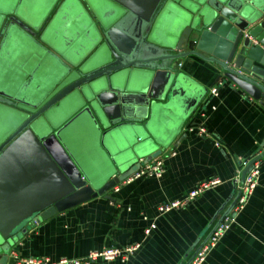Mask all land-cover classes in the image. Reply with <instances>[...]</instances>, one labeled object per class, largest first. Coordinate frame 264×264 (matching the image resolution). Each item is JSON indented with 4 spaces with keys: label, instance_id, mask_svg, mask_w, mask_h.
Returning <instances> with one entry per match:
<instances>
[{
    "label": "water",
    "instance_id": "obj_1",
    "mask_svg": "<svg viewBox=\"0 0 264 264\" xmlns=\"http://www.w3.org/2000/svg\"><path fill=\"white\" fill-rule=\"evenodd\" d=\"M188 56L264 106V0H0V264L175 142L209 93Z\"/></svg>",
    "mask_w": 264,
    "mask_h": 264
},
{
    "label": "crops",
    "instance_id": "obj_2",
    "mask_svg": "<svg viewBox=\"0 0 264 264\" xmlns=\"http://www.w3.org/2000/svg\"><path fill=\"white\" fill-rule=\"evenodd\" d=\"M181 70L209 88L179 139L160 156L161 177L131 176L107 192L42 220L10 250L22 256L80 258L111 246L139 243L126 262L186 264L236 197L234 178L242 162L264 153V106L220 70L197 56L180 60ZM218 87L216 95L210 94ZM207 134L199 132L200 126ZM172 151L176 154L173 156ZM259 183L204 264H264V156ZM222 182L188 204L160 212L159 205L183 199L202 180ZM154 225L151 232L146 229ZM9 254L7 264H14ZM92 264H110L106 261Z\"/></svg>",
    "mask_w": 264,
    "mask_h": 264
},
{
    "label": "built area",
    "instance_id": "obj_3",
    "mask_svg": "<svg viewBox=\"0 0 264 264\" xmlns=\"http://www.w3.org/2000/svg\"><path fill=\"white\" fill-rule=\"evenodd\" d=\"M178 68H181L182 63L178 62ZM210 94L216 95L218 93V87H213L210 90ZM199 132L201 134H207V129L205 126L201 125L199 128ZM171 154L174 156L176 154L175 151H172ZM255 158V157H254ZM246 159L242 162V168H240L234 178L235 182L239 186L240 197L233 209V214H236L238 211L244 208L247 204L250 195L253 193L255 188L257 187L261 175V160L257 159L253 163V168L250 172L247 173L246 179L242 182V172L245 167L254 159ZM164 172V160L159 157L153 159L145 165H142L141 168L132 176L140 177V176H156L161 177ZM221 180L219 178H210L202 180L197 186H195L192 190L189 191L188 195H186L183 199H178L174 201H169L166 203H162L159 205L160 212L170 211L176 208L183 206L184 204H188L192 200H195L199 195L204 192L215 188L219 184H221ZM231 216V215H230ZM230 216H228L223 223L219 225V227L214 231L212 236L208 239V241L200 248V250L196 253L190 264H204L208 253L210 250L215 247L220 239L222 238L224 232L229 227L231 221L233 220ZM154 225H151L146 229V234H149ZM139 243L128 244L125 246H111L107 247L102 251H94L89 253L87 256L80 258H69V257H60V258H52L50 256H22L17 252L13 251L10 255L12 257V262L14 264H92L93 262L98 261H106L110 264H114L115 261L119 260L122 262L128 261L139 249Z\"/></svg>",
    "mask_w": 264,
    "mask_h": 264
},
{
    "label": "rangeland",
    "instance_id": "obj_4",
    "mask_svg": "<svg viewBox=\"0 0 264 264\" xmlns=\"http://www.w3.org/2000/svg\"><path fill=\"white\" fill-rule=\"evenodd\" d=\"M50 4L48 3V5H46V8H45V16H46V14H48V11L50 10V8H51V6L50 7H48ZM48 9V11L46 12V10Z\"/></svg>",
    "mask_w": 264,
    "mask_h": 264
},
{
    "label": "flooded vegetation",
    "instance_id": "obj_5",
    "mask_svg": "<svg viewBox=\"0 0 264 264\" xmlns=\"http://www.w3.org/2000/svg\"><path fill=\"white\" fill-rule=\"evenodd\" d=\"M61 1H63V0H61Z\"/></svg>",
    "mask_w": 264,
    "mask_h": 264
}]
</instances>
